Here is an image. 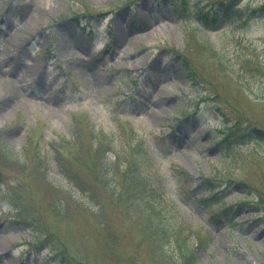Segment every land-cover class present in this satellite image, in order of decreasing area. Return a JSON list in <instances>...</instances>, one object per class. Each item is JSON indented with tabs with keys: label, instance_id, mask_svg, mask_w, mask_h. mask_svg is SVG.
Instances as JSON below:
<instances>
[{
	"label": "rangeland",
	"instance_id": "rangeland-1",
	"mask_svg": "<svg viewBox=\"0 0 264 264\" xmlns=\"http://www.w3.org/2000/svg\"><path fill=\"white\" fill-rule=\"evenodd\" d=\"M234 3L239 17L205 24L194 18L196 9L219 18V0H0V264H52L51 238L61 241L73 264H133L128 260L138 251L134 264L147 259L151 247L139 245L134 216L142 191L135 178L142 174L141 165L128 161L133 141L161 179L170 219L202 227L209 237L201 264H264V215L253 203L255 190L264 191V142L239 146L230 163L215 144L226 121L220 108L232 122L264 126V68L243 64L248 57L264 64V0ZM211 47L226 66L219 76ZM187 62L201 71L198 87L187 77ZM181 112L196 117L179 122ZM83 117L98 139L111 141L103 146L116 161L102 168L83 146L61 148L58 161L97 187L103 207L72 186L51 147L71 137L74 118ZM83 138L92 148L93 140ZM118 148L124 149L119 159ZM36 156L42 173L33 170ZM175 169L187 170L193 181ZM200 175L224 179L215 187L231 206V219H211L213 209L198 191L191 193ZM13 219L29 226L16 228ZM34 234L41 241L31 246Z\"/></svg>",
	"mask_w": 264,
	"mask_h": 264
},
{
	"label": "trees",
	"instance_id": "trees-1",
	"mask_svg": "<svg viewBox=\"0 0 264 264\" xmlns=\"http://www.w3.org/2000/svg\"><path fill=\"white\" fill-rule=\"evenodd\" d=\"M222 3V4H221ZM233 0H229L227 3H224L220 0L222 10L219 11V18L224 16V14L229 13V15H233L234 17H239V11L233 8ZM197 10V9H196ZM215 14H218L215 11ZM210 12H206L201 7L198 9L197 18L206 23H210ZM210 54L212 57H215L217 60L213 71H215V75L219 76V70L225 71L226 66L220 63L222 60H219V51L211 47ZM205 65L209 64L208 62H204ZM244 65L248 67H257L256 69L261 70L264 68V64L260 62L259 59L256 60L254 57H248L243 62ZM220 65V66H219ZM220 67V68H219ZM187 74L190 80L193 82L194 86H198L202 83V78H200V70H197L193 65L189 62L186 63ZM206 69L212 71L211 68L206 66ZM235 73V72H233ZM202 80V81H201ZM209 82V81H208ZM210 82L214 83V79L210 80ZM219 111L221 115H224L225 120L228 121L226 126L221 129V137L219 138V147L221 148V155L223 157L224 162H231L232 159L235 158L236 149L253 139L257 142H264V126L252 124L250 126H244L241 121L232 122L231 119L227 117L225 112L220 108ZM74 134L73 139H63L64 143L61 144L64 147L67 146H80L83 150L82 153L88 154L93 161L97 160L99 166L107 169V165H111L110 162L116 161L110 159V151L105 147L107 144L110 146L111 141H107L105 139H98V133L94 131L92 126L88 122H83L79 119H75L74 121ZM83 137H88L92 142V148H86L83 143ZM66 140V141H65ZM102 140V142H100ZM105 145V146H103ZM128 150L130 149L132 152L130 153L131 158L128 159L134 162L137 165H141V174L136 179V188L137 190H141V201H139L140 208L135 209L134 216L137 218L138 225L136 226V230L141 232L142 238L139 239L140 244H149L151 249L148 250V258L143 260L141 264H201L199 261V253L203 250L209 241V237L203 235V231L200 228H195L189 224L180 222V221H172L168 215V201L165 198V192L163 191V185L161 183V179L153 173L150 172L149 168L146 165V156L145 152L142 148H140V143L138 141L130 142L128 145ZM2 145H0V151H3ZM120 151H124L122 148L116 149L113 154L118 157L121 156ZM5 156L9 158V163L15 164L17 158L9 156L8 153H5ZM26 156L28 152H26ZM13 158V159H12ZM62 158V157H59ZM32 159V158H31ZM63 173L65 176L72 182V184L76 187H79L81 191L86 193V195L90 198V201H94L93 204H99L98 201L102 198L100 194H98L97 187L93 186L92 188L87 182L78 176V173L74 172L70 166L65 167L61 164ZM32 167L33 170H37L39 172H43L42 161L39 157H33L32 159ZM85 166V164H84ZM181 174L187 175L185 180L192 181L189 177V173L185 170L178 171ZM124 176L120 175V179ZM100 183L103 184L105 179L99 178ZM202 181L204 186L208 187L210 192L208 196V201L213 200L216 196V191L214 186L219 179L218 176L204 178L202 177ZM103 181V182H102ZM139 190V192H140ZM18 188L13 187V201L17 200L15 196L16 192H18ZM252 191V189H251ZM256 196H254L253 203L257 206L261 207L262 214L264 215V191L255 190ZM203 194V193H202ZM10 197V196H8ZM210 197V198H209ZM212 203V201H210ZM88 205H92L89 202ZM100 204L102 202L100 201ZM99 204V205H100ZM100 207H103L100 205ZM127 212L118 213L119 217L124 219L126 224H129L126 216ZM106 230H111L110 227H106ZM137 231V232H138ZM109 236L115 239V235L109 233ZM33 244H37L41 241L40 236L38 234H34ZM50 241H54L56 247L52 249L55 251L56 264H73L71 261L72 257L67 253L65 248L61 246V241H58L57 238L50 239ZM61 246V247H59ZM141 256V252L133 255V259L130 256L129 262L136 263V260H139ZM138 258V259H137Z\"/></svg>",
	"mask_w": 264,
	"mask_h": 264
},
{
	"label": "bare ground",
	"instance_id": "bare-ground-1",
	"mask_svg": "<svg viewBox=\"0 0 264 264\" xmlns=\"http://www.w3.org/2000/svg\"><path fill=\"white\" fill-rule=\"evenodd\" d=\"M60 52L66 53L67 52V47L65 44H60L59 45Z\"/></svg>",
	"mask_w": 264,
	"mask_h": 264
}]
</instances>
